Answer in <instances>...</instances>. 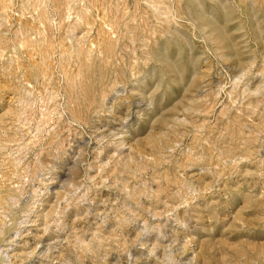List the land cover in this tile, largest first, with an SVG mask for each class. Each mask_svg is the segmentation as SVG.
<instances>
[{
	"label": "rangeland",
	"instance_id": "rangeland-1",
	"mask_svg": "<svg viewBox=\"0 0 264 264\" xmlns=\"http://www.w3.org/2000/svg\"><path fill=\"white\" fill-rule=\"evenodd\" d=\"M0 264H264V0H0Z\"/></svg>",
	"mask_w": 264,
	"mask_h": 264
}]
</instances>
